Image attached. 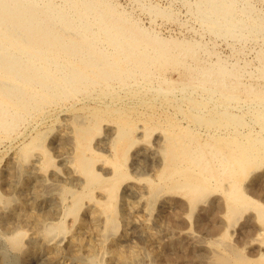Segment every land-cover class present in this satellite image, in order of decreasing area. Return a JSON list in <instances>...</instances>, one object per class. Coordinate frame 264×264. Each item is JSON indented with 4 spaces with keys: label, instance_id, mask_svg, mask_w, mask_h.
Segmentation results:
<instances>
[{
    "label": "bare ground",
    "instance_id": "6f19581e",
    "mask_svg": "<svg viewBox=\"0 0 264 264\" xmlns=\"http://www.w3.org/2000/svg\"><path fill=\"white\" fill-rule=\"evenodd\" d=\"M180 1L197 34L234 44L231 59L207 41L161 35L114 0H0V146H14L0 172V237L19 258L33 255L38 241L50 262L66 250L75 264H156L140 248L123 249L121 221L138 211V198L133 204L126 196L146 195L150 211L158 196L175 192L187 203L188 247L180 254L187 264H264V9L253 0ZM129 2L150 23L177 18L171 6ZM247 43L253 61H239ZM59 113L66 171L49 176L63 183L48 206L35 208L55 167L44 139ZM155 131L158 168L134 178L128 151H153ZM131 152L135 169L139 149ZM15 171L28 173L21 191L29 197L1 190ZM22 221L35 229L27 233ZM141 227L152 239L146 218ZM229 232L247 242L246 251Z\"/></svg>",
    "mask_w": 264,
    "mask_h": 264
},
{
    "label": "rangeland",
    "instance_id": "374dc122",
    "mask_svg": "<svg viewBox=\"0 0 264 264\" xmlns=\"http://www.w3.org/2000/svg\"><path fill=\"white\" fill-rule=\"evenodd\" d=\"M116 3L120 4L122 7H126L125 9L127 10H130V12L133 14V16L135 17H138V20L143 23L145 26H150V27H153L155 28L161 35H171V36H176V37H193V38H196V39H200V40H204V41H207L209 45H212L214 47V49L217 51V53L222 56V57H225V58H232V47L234 44H232L231 42L230 43H226L225 41H222V40H210V37L203 33H196L194 31L195 28H199V26L197 25V22L194 21L190 15L188 14V12L185 10V6L183 4L182 1L180 0H147L148 2H151V3H156L160 6H164L165 8H169L171 6V11L173 12V14L175 15L176 20L175 19H171L170 20H162L160 18H156V20L153 22V23H150L149 22V16L148 14H146L145 12L141 11L139 9V7L137 8L136 7V4L132 3V2H129V0H114ZM156 1V2H155ZM170 2V3H169ZM254 4H256V6L258 8H261V9H264V0H253ZM182 4V6L180 5ZM169 5V6H168ZM260 6V7H259ZM133 7V8H131ZM129 8V9H128ZM133 10V11H132ZM135 10V11H134ZM181 19V20H180ZM191 19V20H190ZM193 20V21H192ZM156 22V23H155ZM181 22V23H180ZM191 22V23H190ZM158 23V24H157ZM183 24V25H182ZM186 24V25H185ZM159 25V26H158ZM193 26V27H192ZM191 27V28H190ZM189 30V31H188ZM190 34V35H189ZM195 35V36H194ZM199 36V37H198ZM201 36V38H200ZM208 37V38H207ZM216 44V45H215ZM231 44V45H230ZM251 47V48H249ZM254 47V46H253ZM252 44H248L247 43V49H245V51L243 52H240L238 54V60L241 61L242 58L243 59H249L251 60V62L253 61V56L252 54L254 53L252 51ZM250 50V51H248ZM220 51V52H219ZM230 51V52H229ZM231 53V54H230ZM247 55H246V54ZM241 54V56H240ZM247 57V58H246ZM241 58V59H239ZM64 117V113H59L58 116H57V119L55 120V123L51 124V123H48L47 124V127H51L52 130L51 132H48L45 136V139H44V144L48 150V152L50 153V155L53 157L54 161H55V167H51L49 168L48 171H50L47 176L49 180H47L46 182L48 184H46V186L49 185V187H45L46 190L44 189L42 192H40V197L38 198L37 201L35 202H32V204L34 205V207H44V206H48L52 200H53V197L55 195V192L57 191V188H58V185L63 183L62 180L58 181L57 179L60 178V177H57L56 180H53L52 177H50V173L54 171H57L60 175H63L64 176V171H66V167H65V164H64V161H62L60 159V156L59 154L61 153V150L62 151H65L66 148H68V146H62V145H58V143L56 142L57 140V134H56V126H58L59 124H61V122L63 121L62 118ZM61 121V122H60ZM57 123V124H56ZM54 128V129H53ZM29 131V129H28ZM27 130H25L24 134H27L29 133ZM54 131H55V134H54ZM107 132H108V129L104 127V129L102 130L101 134H100V138L102 139V137L106 138L107 136ZM53 133V134H52ZM105 133V134H104ZM158 133V131H155L150 137H149V143H150V146H152L154 148L153 151H150V152H146L143 150L140 149L141 146H133V148L128 151V155H127V160H126V168H127V171L128 173L131 175L132 172H134L131 176H133L134 178L136 177H144V176H149L152 172L151 169L154 167L155 169L158 168V165H157V162H158V155L156 153V149H157V145L155 144L156 141H155V135ZM52 134V135H51ZM22 136V135H21ZM18 137V139H16L17 141H19L20 137ZM105 138L103 140H105ZM154 139V140H152ZM154 141V142H153ZM101 143L99 144L98 142H95L94 143V146L93 148H95V150L98 149V151L100 153H103V154H107V150L104 147H101L100 146ZM155 145V146H154ZM62 146V147H61ZM100 146V147H99ZM5 146H0V172L2 170V168H4V166L6 164L8 165H11L10 162L12 161L11 160V154H13L14 152V146H12V148L10 146H7L4 148ZM10 149H8V148ZM57 150H56V148ZM100 149H99V148ZM51 148V149H49ZM137 149V150H136ZM139 149V156H138V162L136 163V166L135 169H132L133 168V164L130 159L133 160V157L132 155H130L132 152L131 151H138ZM7 150V151H5ZM60 150V151H59ZM5 152V153H4ZM7 152V153H6ZM105 152V153H104ZM3 153V154H2ZM151 154V155H150ZM143 155V156H142ZM150 155V156H149ZM55 156V157H54ZM142 156V157H140ZM145 156V157H144ZM3 157V158H2ZM9 157V158H8ZM132 157V158H131ZM150 157V159H149ZM6 158V160L4 159ZM57 159L59 161H57ZM141 159H142V162H141ZM155 162H153L152 160ZM10 160V162H9ZM143 160L145 162H143ZM63 163H62V162ZM131 161V163H130ZM147 161V162H146ZM151 161V162H150ZM129 162V163H128ZM3 163V164H2ZM58 163V164H57ZM139 163V164H138ZM146 163V165L144 164ZM130 164H132L130 166ZM144 164V165H143ZM152 164V165H151ZM3 165V166H2ZM154 165H157V166H154ZM2 166V167H1ZM130 166V167H129ZM142 166V167H141ZM149 166V167H148ZM60 167V168H59ZM132 169V170H130ZM141 169H140V168ZM136 168L139 169V171L141 170V172H135L136 171ZM63 169V170H62ZM137 169V171H138ZM150 170V171H149ZM22 171V170H21ZM18 171L16 172L15 171V174L12 173L9 177H10V180L9 181H6L4 186L1 185V190L3 192H5L6 194L8 192H11L12 193H16V195H21V197H29V192L27 191H21V183L22 185L24 184H28L29 181H30V178L25 180L26 177H27V172L26 171ZM131 172V173H130ZM148 172V173H147ZM18 173V174H16ZM143 173V174H142ZM22 174V176H21ZM138 174V175H137ZM16 176V178L14 177ZM12 177V178H11ZM50 177V178H49ZM14 178V179H13ZM24 178V179H23ZM16 179V180H15ZM25 180V181H24ZM16 181V182H14ZM15 183V184H12V183ZM130 182V181H129ZM136 183L137 180H133L131 181L130 183ZM19 183V184H18ZM52 183V185H51ZM56 183V184H55ZM58 184V185H57ZM12 185V186H11ZM55 185V186H54ZM57 185V186H56ZM141 185V183H140ZM54 186V187H53ZM15 189L13 190L12 188ZM51 187V188H50ZM53 187V188H52ZM56 188V189H55ZM20 189V191H19ZM52 189V190H51ZM55 189V190H54ZM49 190V191H47ZM16 191V192H15ZM44 191H46L44 193ZM52 191V192H51ZM19 192V193H17ZM23 193V194H22ZM169 193V192H165L163 193L162 195L158 196V198L155 200L153 206H152V210L150 211H147L144 209V202L145 201V196H142L141 195H137L135 193H129L128 196H126L133 204L136 205V207H138V211L133 215V219H132V216H130L126 221H121V226H120V229L121 231H124L125 234H122L123 235V249H127L128 247H131V248H134L136 250H140L142 251V254H147L148 256H151L149 257V259H153L154 262L156 264H187L183 258H181L180 254H181V249L182 248H187L188 247V242L186 241V237L184 235V233L182 234V232H185L186 229H188L190 227V221H189V218H188V209H187V203H186V200L182 198V196L178 193ZM42 194V195H41ZM170 194V195H168ZM174 194V195H173ZM132 195V196H130ZM167 195V196H166ZM51 196V198H50ZM53 196V197H52ZM131 197V198H130ZM144 197V198H143ZM45 198V199H44ZM138 198V200H137ZM162 198V199H161ZM170 198V199H169ZM178 198V199H177ZM32 199V198H31ZM167 199V200H165ZM174 199V200H173ZM29 201V199H26ZM137 200V202H135ZM143 200V201H142ZM171 200V201H170ZM173 200V201H172ZM178 200L180 201L178 203ZM158 201V202H157ZM161 201V202H160ZM135 202V203H134ZM183 202V203H181ZM40 203V204H39ZM164 204V205H163ZM170 204V205H169ZM40 205V206H39ZM175 205V206H174ZM167 207V208H166ZM170 207V208H169ZM177 207V208H176ZM184 208V209H183ZM183 209V210H182ZM158 210V211H157ZM166 210V211H165ZM187 210V211H186ZM145 213V214H144ZM155 215H154V214ZM169 214L171 216H169ZM135 215H138V216H135ZM143 215V216H142ZM154 215V216H153ZM158 215V216H157ZM173 215V216H172ZM157 216V217H156ZM184 216V217H183ZM136 217V218H135ZM142 217V218H141ZM162 217V218H161ZM164 217H165V220H164ZM172 217V218H170ZM180 217V218H179ZM182 217V218H181ZM143 218H146V224H147V227H148V230L149 232H151L153 234V238L152 239H146V237L144 236V234H141L143 233L142 232V227H141V221L143 220ZM151 218V219H150ZM159 218V220H158ZM140 221H139V220ZM167 219V221H166ZM179 221H177V220ZM180 219V220H179ZM151 220V221H150ZM155 221L156 223H153L152 222ZM175 220V221H173ZM161 221V222H160ZM171 221V222H170ZM180 221H183V222H180ZM124 222V223H123ZM166 222L169 224V226L166 224ZM160 223V225L158 224ZM166 224L165 226L163 224ZM127 224V225H126ZM130 226H129V225ZM155 224V225H153ZM174 224V225H173ZM21 225L23 227V229L26 230L27 233H30L31 230L35 229V225L33 223H30V222H27V221H22L21 222ZM25 225V226H23ZM28 229L26 226H28ZM127 226V227H124V226ZM135 225V226H134ZM137 225V226H136ZM177 225V226H176ZM31 226V227H30ZM157 228H156V227ZM175 226V227H174ZM179 226V227H178ZM124 227V228H123ZM129 227V228H128ZM139 227V228H138ZM256 227H259V224L257 226V223H256ZM161 229V231L159 230ZM163 229V230H162ZM175 230V231H174ZM177 231V232H176ZM127 232V233H126ZM170 232L172 234H170ZM169 233V234H168ZM177 233V234H176ZM230 233V241H232L237 247L243 249L244 251L247 250L248 248V244L247 242H245L244 240H242L240 243H235L236 241L233 240L234 239V236H233V233L232 232H229ZM134 234V235H133ZM169 237H168V235ZM134 236V237H131V236ZM166 237H164V236ZM184 235V237H183ZM219 233H215L213 235H210V236H206L205 238V242L203 243V245L205 246H209V241L212 239H216L218 237ZM131 238H130V237ZM159 236V237H158ZM182 236V238H181ZM233 236V237H232ZM127 237L129 239H127ZM144 237V238H143ZM156 237V238H154ZM158 237V238H157ZM232 237V238H231ZM28 237L26 236L25 237V241L27 242L26 244H29V238L27 239ZM181 238V239H180ZM126 239V241H125ZM167 239V240H166ZM176 240V239H179L183 245V247H177V246H173L171 243H170V240ZM206 239H210L207 240ZM157 241V242H156ZM29 242V243H28ZM144 244H143V243ZM184 242V243H183ZM0 264H75V259L73 258V256L69 253L66 254V250L64 252L61 253V256L59 258H57L55 261L53 262H50L48 260V257H47V253L45 252L44 250V246L37 241V250L36 252L29 256L28 258L26 259H21L19 258L17 255H15L12 251H10L6 245L4 244V242L2 241L1 237H0ZM126 243V244H125ZM149 243V244H148ZM154 243V244H153ZM158 243V244H157ZM66 245V242H64L63 244H61V247L62 248H65ZM158 245V246H156ZM240 245V246H239ZM39 246V247H38ZM151 248V249H149ZM159 248V251H158V248ZM162 248V250H160ZM178 250H176V249ZM203 247H198V250L201 252V250L204 252V250L202 249ZM164 249V250H163ZM166 249V250H165ZM180 249V250H179ZM139 250V251H140ZM144 251V252H143ZM158 251V252H157ZM166 252V253H163V252ZM11 252V253H10ZM3 253V254H2ZM37 253V254H36ZM13 254V255H12ZM155 254V255H154ZM9 255V256H8ZM12 255V256H11ZM165 255V256H164ZM2 256V257H1ZM42 256V257H41ZM164 256V257H163ZM11 257V259H10ZM41 257V258H40ZM153 257V258H152ZM163 257V258H161ZM175 257V258H173ZM254 257V255H253ZM4 258V259H3ZM161 258V260H160ZM60 259V260H59ZM66 259V260H65ZM165 261L166 259V262H164L163 260ZM171 259V261H170ZM206 259H210L209 257H206ZM16 260V261H15ZM68 260V261H67ZM160 260V261H159ZM177 260V261H176ZM183 260V261H182ZM169 261V262H167ZM5 262V263H4ZM63 262V263H61ZM176 262V263H175Z\"/></svg>",
    "mask_w": 264,
    "mask_h": 264
}]
</instances>
